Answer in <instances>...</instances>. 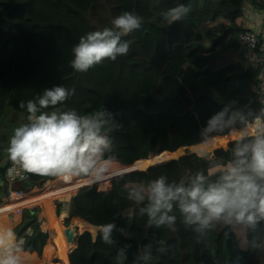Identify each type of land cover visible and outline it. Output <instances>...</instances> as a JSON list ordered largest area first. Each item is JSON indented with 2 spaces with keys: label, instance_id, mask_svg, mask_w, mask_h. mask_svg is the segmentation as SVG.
Segmentation results:
<instances>
[{
  "label": "trees",
  "instance_id": "trees-1",
  "mask_svg": "<svg viewBox=\"0 0 264 264\" xmlns=\"http://www.w3.org/2000/svg\"><path fill=\"white\" fill-rule=\"evenodd\" d=\"M123 1L125 11L133 10L142 17L141 27L122 37L130 45L127 55L77 72L71 67L72 49L81 36L102 30L90 20V12L94 5L107 4L106 0L98 4L91 0H0V114L6 107V113H15L27 123L21 101L26 105L55 85L75 89L56 107L81 114L104 107L113 113L118 124L114 131L128 140L127 160L137 162L201 144L200 130L226 104L248 105L253 110L264 107L263 66L251 60L238 43L239 34L247 31L243 5L251 1L259 6L254 0ZM178 4H190L191 11L185 19L169 24L163 13ZM113 9L116 13L119 5ZM16 127L9 122L0 130L4 182L0 188L5 187V193L10 189L6 172L12 165L7 147ZM230 133L226 130L217 136ZM233 146L231 141L226 148H216L214 158L207 162L187 154L126 173L104 192L97 187L81 188L72 197V216L96 226L113 222L118 230L113 232L111 245L99 232L95 242L85 233L70 263L143 264L140 258L147 251L151 253L149 264H264V249L253 250L245 243L253 236H264V225L256 232H245L241 227L216 224L200 235L183 223L178 209L172 213L177 216L176 231L160 227L154 246L152 225L147 215L138 214L143 205L128 200L123 190L125 183H147L161 175L178 182L198 170L214 180L219 170L212 162L229 161ZM25 173L42 186L40 175ZM3 199L7 200L6 194ZM64 205L56 203L57 214ZM119 229L127 235H121ZM22 238L23 252L36 253L41 244L48 243L50 233L24 232ZM209 238L214 246H223L221 263L222 252L210 249ZM122 249L124 255H120Z\"/></svg>",
  "mask_w": 264,
  "mask_h": 264
},
{
  "label": "clouds",
  "instance_id": "clouds-1",
  "mask_svg": "<svg viewBox=\"0 0 264 264\" xmlns=\"http://www.w3.org/2000/svg\"><path fill=\"white\" fill-rule=\"evenodd\" d=\"M190 11V4H178L163 16L171 24L185 19ZM111 24L80 37L72 49L71 67L75 71L87 72L105 59L115 61L118 56L127 55L130 45L122 37L139 29L142 17L125 11ZM74 92L75 89L55 85L45 88L26 105L20 102V108L26 107L27 123L13 130L7 147L9 159L24 171L40 176H85L91 182L123 176L124 173L113 171L111 133L118 127L114 114L104 107L84 114L56 107ZM49 108L53 110L43 111ZM226 130L235 137L234 146L229 161L212 162L219 170L216 179L211 180L198 170L178 182L161 175L147 183L123 185L127 199L143 205L138 214L147 215L150 225L166 226L175 232L174 209H178L183 223L200 235L216 224L241 227L245 232H256L264 225V107L253 110L248 105L226 104L208 118L200 130V143L209 145ZM117 230L113 222L98 228L102 240L109 245L115 242L113 232ZM119 231L127 235L123 229ZM245 243L253 250H262L264 236H253ZM120 255H124L123 249ZM140 259L149 264L151 253L146 251ZM0 264H26L21 243L11 227L0 228Z\"/></svg>",
  "mask_w": 264,
  "mask_h": 264
},
{
  "label": "bare ground",
  "instance_id": "bare-ground-1",
  "mask_svg": "<svg viewBox=\"0 0 264 264\" xmlns=\"http://www.w3.org/2000/svg\"><path fill=\"white\" fill-rule=\"evenodd\" d=\"M111 136L113 137V154L115 156V164L113 165L114 168H117L119 172H131V171H140V170H146L149 167L158 166L161 164H164L168 162L169 160L176 159L180 156L185 155V152L188 151L191 154L197 155V157L204 162L212 160L213 157V150L219 147H225L227 144L231 141H235V137L230 133L229 135L225 136H217L215 140L209 144H198L191 147H182L176 152L173 153H162L161 155H153L150 158H147L142 161L137 162H131L126 160L128 157H130V152L128 148V140L123 135L117 134L114 130L111 133ZM76 178L77 180H73L69 183H63L62 187H56L58 177L55 176H44L41 178V185L44 189L43 194L41 195V199L44 200V204H46V208L44 209L42 215L38 212L30 213L27 217L26 222L24 223L26 227L30 228L29 226H32V229L38 230L40 228L39 221L43 219L44 217L47 218L52 224V227L55 232V246L54 245H46L43 246V249L41 252L36 253H25L23 252L24 256L26 257V264H69V254H71L74 249L75 245H67L65 244L64 237L62 233H60L59 225L57 222V218L53 213V205H51L50 201L48 200L49 197L53 195V193L60 192L59 194H65L69 191L70 188L79 186L83 184V182H90L89 177L81 176ZM111 177L106 178L104 180V183L108 188H110V182ZM44 184L47 187H44ZM34 200V199H32ZM31 200V201H32ZM31 201H27L22 204V206L28 204ZM13 206H9L6 204V206L0 208V214L5 213L8 209L12 208ZM61 218H65V216L62 214L60 216ZM76 224V223H75ZM78 224V225H77ZM77 230L76 234L77 236H80L84 226L81 222L77 223ZM25 227V228H26ZM37 227V228H34ZM39 227V228H38ZM1 228V226H0ZM79 229V231H78ZM54 254L60 255V260L58 263H54L51 261V257Z\"/></svg>",
  "mask_w": 264,
  "mask_h": 264
},
{
  "label": "rangeland",
  "instance_id": "rangeland-1",
  "mask_svg": "<svg viewBox=\"0 0 264 264\" xmlns=\"http://www.w3.org/2000/svg\"><path fill=\"white\" fill-rule=\"evenodd\" d=\"M93 3L95 4H98V3H102L101 0H91ZM118 2H120L118 4ZM164 3V1H159V3ZM106 3L107 4H103V5H94L91 12H90V20L95 23L96 25H98L100 28H105V27H108L109 24L111 23V21L119 16V15H122L124 12H125V8H124V1L123 0H106ZM119 5V8L120 9H117L116 13L114 11V7L118 6ZM128 12H133V10H127ZM126 36V35H125ZM8 123V122H7ZM2 124V120L0 119V125ZM227 146L223 147V148H226ZM214 151V150H213ZM187 154H191L189 153L188 151L185 152V155ZM184 156V155H183ZM126 157H125V161H126ZM113 171H119L117 168H114L113 167ZM122 173H125V172H122ZM80 179H82L80 177ZM112 179V178H111ZM73 180H77L76 177H72V178H67L65 177L63 179V183H69ZM105 188H108V186L104 185V186H101L100 187V190L101 192L105 189ZM109 189V188H108ZM78 189H73V190H69L68 192H66L65 194L61 195L59 194L60 192H57L55 195L51 196L48 198V200L50 201L51 205H53V213H54V209L56 210V203L59 202V201H62V199L64 197H67L68 195L66 194H72L73 191H75ZM13 191V190H12ZM78 193V192H77ZM75 194V193H73ZM39 195V194H37ZM61 195L60 197H56L54 200H53V197L54 196H59ZM2 198V196H1ZM3 202L0 204V208L4 207L6 205V203L8 202L7 200H4L2 198ZM38 201H44L43 199L41 198H37L35 199L34 201L31 202L32 205V208L28 209L27 211L24 210L22 211V213H17V211L15 209H8L5 213H1L0 214V226L1 228H8V227H11L14 232L16 233V236H17V239L20 241L21 245H22V242H23V238H22V233L24 232H31L30 230L32 229V226H29L30 228L26 227L25 226V222L27 220V217L30 213H35V212H38L42 215L44 209L46 208V204H42V206L40 205H34V202H38ZM55 207V208H54ZM43 209V210H42ZM68 207L66 206V208H64L63 210H67ZM66 216H65V215ZM54 215L56 216L57 218V222H58V225L61 229V227L63 225H68L69 223H79L81 222L83 226L84 223L82 221V219L80 218H73L72 214L70 211H68L67 213H63V215L65 216V218H61L60 216L62 215H59V214H55ZM45 218V217H44ZM26 219V220H25ZM43 219H41L39 222H40V228L44 225H47L48 221L45 220V221H42ZM78 225V224H77ZM76 226V225H75ZM26 227V229H25ZM34 228H37V227H34ZM39 228V227H38ZM25 229V231H24ZM87 229L86 228H83L82 232L80 235H82ZM91 232H93L94 234L97 232L96 229H89ZM34 231V230H32ZM50 231H51V242L49 243V245H54L55 246V236H54V231L52 230V228H50ZM79 231V229H78ZM159 231V228H156L154 226H152V232H151V235H150V240L152 242V244L154 246L157 245V233ZM60 233H62V230H60ZM63 235V234H62ZM64 239V238H63ZM65 241V239H64ZM66 244V242H65ZM207 245L210 246V249L211 250H217L218 252L221 251L222 252V255L219 256V261L220 263L222 261H224L225 259V254L223 252V246L222 245H218V246H214L211 242V238L207 239ZM75 247H77V243H75ZM43 249V246H39V251L38 252H41Z\"/></svg>",
  "mask_w": 264,
  "mask_h": 264
},
{
  "label": "crops",
  "instance_id": "crops-1",
  "mask_svg": "<svg viewBox=\"0 0 264 264\" xmlns=\"http://www.w3.org/2000/svg\"><path fill=\"white\" fill-rule=\"evenodd\" d=\"M255 2H256V4H258L259 6H261V8H259V9H256V8H254V6L252 5V4H248L247 6H246V8L244 9V11H245V28H246V30H248V31H250V29H254V30H256V32H254V33H256V34H258V36L261 38V40H264V0H254ZM246 54H247V56H249V58L251 59V60H255L256 59V53H252V52H247L246 51ZM27 116H28V113H27ZM27 116H26V121H27ZM0 119L2 120V124L0 125V130L1 129H3V126L5 125V124H7V122L9 123V122H11V123H13V124H15V125H17V126H20L21 124H23L22 123V121H21V118L17 115V114H15V113H12V112H7L6 113V107L3 109V111L1 112V114H0ZM227 135H229V134H227ZM226 135V136H227ZM44 176H40V178H43ZM76 178H78V177H76ZM63 179L64 178H60V177H58V181H57V184L55 185L56 187H62L63 186V183H62V181H63ZM91 184L89 185V186H87V187H96V186H104L105 185V183L103 182V179L102 180H100L99 182H90ZM96 185V186H95ZM44 187H47L45 184H44ZM12 188V186L10 185V189ZM99 189H100V187H98ZM9 189V190H10ZM104 190H108V188H105ZM43 192H44V189L42 188V186L41 187H39V186H37L36 184H35V187L33 188V199H37V198H40L41 197V195L43 194ZM77 190H75V191H73L72 192V194H66V195H68L67 197H64L63 199H62V202H64L65 203V206H67L68 207V209L67 210H62V212L59 214V215H61V214H63V213H67L68 211H72V197H73V195H75V194H77ZM57 193V192H56ZM56 193H53V195H55ZM73 193H75V194H73ZM5 190H4V188L2 187V188H0V198H1V196H2V198H4L5 197ZM37 194H39L38 195V197H35ZM52 195V196H53ZM61 195H59V196H54L53 197V200L56 198V197H60ZM40 205V206H42V204H44V201H38V202H34V205ZM32 205L33 204H29V206L32 208ZM55 208V207H54ZM43 210V209H42ZM54 213L55 214H57L56 213V210L54 209ZM65 215V214H64ZM66 216V215H65ZM73 218H79V217H73ZM80 219H82V218H80ZM45 220H47V218H43V220L42 221H45ZM83 220V219H82ZM83 223H84V228H86L87 230L82 234V235H80V236H78V238H77V242L76 243H78V240H79V238L81 237V236H83L85 233H89L90 235H91V238H92V241L93 242H95L96 241V239H97V236H98V228H99V226H96V225H92V224H90V223H88L87 221H82ZM39 224H40V222H39ZM70 224H74V223H69L68 225H70ZM68 225H63V226H68ZM74 225H76V224H74ZM50 228H52V230L54 231V229H53V227H52V224H51V222L48 220V223H47V225H44V226H42L41 228H39L38 230H35V229H31L30 231L32 232V230H34L35 232H41V233H45V232H49L50 233V240L48 241V243L47 244H41L40 246H46V245H49V243L51 242V240H52V238H51V231H50ZM59 228V230H62V227H61V229H60V227H58ZM96 229V233L94 234L93 232H91L89 229ZM153 228H154V226H153ZM26 229V228H25ZM25 229H24V231H25ZM75 229L77 230V226H75ZM62 234H63V232H62ZM54 236H55V232H54ZM64 237V236H63ZM66 242V241H65ZM77 247H75V249H76ZM74 249V250H75ZM74 252V251H73ZM73 252L71 253V254H73ZM25 253H27V252H25ZM71 254H69V256H68V258H69V264H71L70 263V256H71ZM56 256H58V259L57 260H55V257ZM59 260H60V255L59 254H54L52 257H51V261L52 262H54V263H58L59 262Z\"/></svg>",
  "mask_w": 264,
  "mask_h": 264
},
{
  "label": "built area",
  "instance_id": "built-area-1",
  "mask_svg": "<svg viewBox=\"0 0 264 264\" xmlns=\"http://www.w3.org/2000/svg\"><path fill=\"white\" fill-rule=\"evenodd\" d=\"M248 4H252V2L251 1L245 2L243 5L244 9L246 8V6ZM253 6H255V5H253ZM254 8L259 9V8H261V6H255ZM238 43L246 51L256 53V59L254 60V62L257 63L259 61L261 63V65L263 66V70H264V40H261V38L258 36V34L247 30V31H244L241 34H239ZM113 177H115V176H113ZM113 177H111V178H113ZM25 178H27L25 171L23 169L19 168L17 165H14L12 162V165L8 168V170L6 172V179L8 180L9 184L12 186L15 182H18V181L23 180ZM104 180L105 179H103V182H104ZM90 182H83V184L76 186V187H73V188H70L69 190H73V189L79 190L82 187H87L91 184ZM97 187H101V186H97ZM32 194H33V190H31L30 192H27L26 190H19V191L13 190L12 191V188H11L6 193V198L8 201L6 204H8L9 206H13L10 209H15L17 211V213L20 214V213H22V211H24V210L27 211L28 209L31 208L29 206V204L35 200V199L32 200L34 198ZM61 195H63V194H61ZM35 197H38V195H36ZM27 201H31V202L22 206V204L27 202ZM64 207L66 208L65 205H64Z\"/></svg>",
  "mask_w": 264,
  "mask_h": 264
},
{
  "label": "water",
  "instance_id": "water-1",
  "mask_svg": "<svg viewBox=\"0 0 264 264\" xmlns=\"http://www.w3.org/2000/svg\"><path fill=\"white\" fill-rule=\"evenodd\" d=\"M180 157H182V156H180ZM169 161H171V160H169ZM131 172H134V171H131ZM126 173H130V172H125L124 174H126ZM118 177L119 176H115V177L112 178V180L110 182V188H111L114 180L116 178H118ZM0 183L4 185L3 179L1 177V172H0ZM34 187H35V183L32 182L29 178H25L23 180L15 182L12 185V190H14V191L26 190L27 192H30L31 190H33ZM3 188H5V187H3ZM62 232H63L64 239L66 241V244L67 245H71V246L75 245V243L77 242V238H78V236L76 234L75 225L74 224H70L68 226H62ZM57 259H58V256L55 257V260H57Z\"/></svg>",
  "mask_w": 264,
  "mask_h": 264
}]
</instances>
